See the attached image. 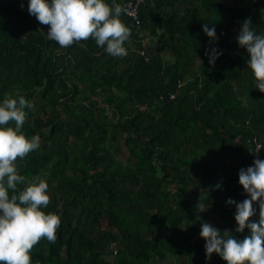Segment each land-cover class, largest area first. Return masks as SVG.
<instances>
[{
	"label": "trees",
	"instance_id": "16d2710c",
	"mask_svg": "<svg viewBox=\"0 0 264 264\" xmlns=\"http://www.w3.org/2000/svg\"><path fill=\"white\" fill-rule=\"evenodd\" d=\"M28 2L0 0V102L34 105L22 132L40 148L17 168L47 173L42 210L61 220L32 264H226L206 260L201 224L249 235L226 201L248 198L239 170L264 159V93L236 37L248 18L264 35V0H145L137 27L121 13L136 47L124 57L91 38L61 47ZM204 24L222 51L214 66Z\"/></svg>",
	"mask_w": 264,
	"mask_h": 264
},
{
	"label": "clouds",
	"instance_id": "9594fccd",
	"mask_svg": "<svg viewBox=\"0 0 264 264\" xmlns=\"http://www.w3.org/2000/svg\"><path fill=\"white\" fill-rule=\"evenodd\" d=\"M21 7L23 4L21 3ZM124 9L106 0H29L28 12L40 25H47V36L61 47H69L80 41L94 39L113 57H124L132 49L124 47L130 30L121 21ZM251 19H245L236 37L238 44L246 49L248 68L256 86L264 93V35L256 34ZM210 38L205 49L209 64H215L222 51L211 45L218 41L215 27L202 25ZM140 53V50H139ZM141 54V53H140ZM25 108L34 105L23 96L5 95L0 102V264H32L31 252L41 239L55 243L61 220L55 213L42 209L50 203L47 173L31 178L19 174L17 160H23L40 148V137L29 139L22 132L27 113ZM257 158L246 169L239 170V183L248 198L237 202L229 198L226 203L235 205V232L249 230V235L237 239L230 229L221 232L207 222L201 224L200 236L204 238L206 260L218 254L226 264H264V159ZM19 186H22L19 187ZM217 188L220 185H216ZM9 190H12L10 194ZM254 202L259 206V219Z\"/></svg>",
	"mask_w": 264,
	"mask_h": 264
},
{
	"label": "built area",
	"instance_id": "2783aa9c",
	"mask_svg": "<svg viewBox=\"0 0 264 264\" xmlns=\"http://www.w3.org/2000/svg\"><path fill=\"white\" fill-rule=\"evenodd\" d=\"M145 0H126L121 5V7L124 9L123 13H125L130 20V26L135 28L140 24V18L138 15V8L139 4L143 3ZM140 53H143V50H140ZM174 94L171 95L173 97Z\"/></svg>",
	"mask_w": 264,
	"mask_h": 264
},
{
	"label": "rangeland",
	"instance_id": "374dc122",
	"mask_svg": "<svg viewBox=\"0 0 264 264\" xmlns=\"http://www.w3.org/2000/svg\"><path fill=\"white\" fill-rule=\"evenodd\" d=\"M161 39H162V37H161ZM150 42H153V41H152V40H150ZM155 43H156V44H160L161 42H159V41H158V38H157ZM122 152H124V153H125V150H124V149H122Z\"/></svg>",
	"mask_w": 264,
	"mask_h": 264
},
{
	"label": "crops",
	"instance_id": "0c3cea01",
	"mask_svg": "<svg viewBox=\"0 0 264 264\" xmlns=\"http://www.w3.org/2000/svg\"><path fill=\"white\" fill-rule=\"evenodd\" d=\"M150 40H152V41H156V40H154V39H150L149 37L147 38V41H148V43H150V44H152L153 42H150Z\"/></svg>",
	"mask_w": 264,
	"mask_h": 264
}]
</instances>
